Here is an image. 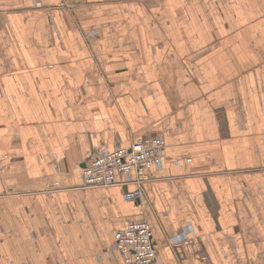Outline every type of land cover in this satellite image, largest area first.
<instances>
[{"label":"crops","instance_id":"obj_1","mask_svg":"<svg viewBox=\"0 0 264 264\" xmlns=\"http://www.w3.org/2000/svg\"><path fill=\"white\" fill-rule=\"evenodd\" d=\"M60 2L0 0V264H125L134 221L154 264H264V0ZM153 135L143 200L82 189L97 152Z\"/></svg>","mask_w":264,"mask_h":264},{"label":"built area","instance_id":"obj_2","mask_svg":"<svg viewBox=\"0 0 264 264\" xmlns=\"http://www.w3.org/2000/svg\"><path fill=\"white\" fill-rule=\"evenodd\" d=\"M83 0H61L57 9L63 14L72 11ZM36 8H42L35 1ZM95 33H91L93 37ZM166 145L161 136H144L128 147L118 146L113 151H99L83 167L82 189L134 186L124 193L125 201L135 203L143 200V185L149 181L151 170H161L165 163ZM195 234L191 223L182 233L171 239L172 245L187 243ZM112 253L119 255L125 264H154L157 250L152 241V232L146 221H134L119 231L114 238ZM108 255V254H107Z\"/></svg>","mask_w":264,"mask_h":264},{"label":"bare ground","instance_id":"obj_3","mask_svg":"<svg viewBox=\"0 0 264 264\" xmlns=\"http://www.w3.org/2000/svg\"><path fill=\"white\" fill-rule=\"evenodd\" d=\"M142 137H144V136H142ZM142 137H140V138H142ZM140 138H138V139H137L136 141H134L132 144L137 143V142L139 141ZM132 144H131V145H132ZM85 164H87V161L85 162ZM82 176H83V170H82ZM82 186H83V181H82Z\"/></svg>","mask_w":264,"mask_h":264},{"label":"water","instance_id":"obj_4","mask_svg":"<svg viewBox=\"0 0 264 264\" xmlns=\"http://www.w3.org/2000/svg\"><path fill=\"white\" fill-rule=\"evenodd\" d=\"M85 166V164H83V167Z\"/></svg>","mask_w":264,"mask_h":264}]
</instances>
